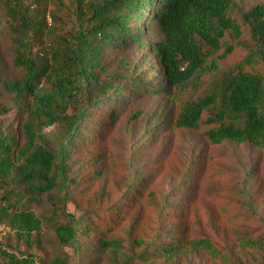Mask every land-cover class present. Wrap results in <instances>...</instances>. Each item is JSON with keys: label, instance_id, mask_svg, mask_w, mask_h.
Instances as JSON below:
<instances>
[{"label": "trees", "instance_id": "16d2710c", "mask_svg": "<svg viewBox=\"0 0 264 264\" xmlns=\"http://www.w3.org/2000/svg\"><path fill=\"white\" fill-rule=\"evenodd\" d=\"M22 1L0 0V25L6 15L16 47L15 74L4 76L0 68L10 102L1 109L20 117L18 136L0 125V226L28 249L39 247L45 234L58 251L43 259L4 243L0 264H264V213L255 205L258 187L248 168L228 189L235 198L227 203L234 206L232 220L240 222H232L230 235L224 229L188 235L176 222L197 189L188 183L192 170L160 195L149 235L129 226L123 236L90 242L85 216L67 212L77 185L70 155L86 137L85 124L100 109L114 117L108 104L129 90L173 96L174 128L199 132L201 148L233 144L264 154V77L254 70L264 63V4L244 13L240 0H72L68 9L48 13L47 24L45 11L33 14ZM147 33L156 36L146 47L163 88L145 87L137 68L123 60L128 78L120 73L121 84L100 82L107 53L144 45ZM236 50L241 57L220 71ZM51 127L60 130L56 142L44 131ZM202 192L213 199L220 194Z\"/></svg>", "mask_w": 264, "mask_h": 264}, {"label": "rangeland", "instance_id": "374dc122", "mask_svg": "<svg viewBox=\"0 0 264 264\" xmlns=\"http://www.w3.org/2000/svg\"><path fill=\"white\" fill-rule=\"evenodd\" d=\"M71 2L23 0L22 4L28 6L33 14L45 11V20L50 24L48 13L56 12L58 7L68 9ZM239 3L245 13L254 5L264 4V0H240ZM9 24V18L3 16L0 25V68L1 73L8 77L15 74L13 59L16 52ZM137 26L142 28L143 23ZM155 39L154 34L147 33L142 39L144 45L130 44L118 52H108L99 81L110 86L121 84L120 73L128 78L130 72L123 70L120 63L123 60L126 65L137 68L134 74L145 87L162 89L164 85L159 68L149 57L146 47ZM39 48L35 46L34 50ZM240 57L241 53L236 50L220 63L219 70ZM254 70L264 77V63L255 64ZM127 86L125 83L122 93ZM153 92L155 94L151 90ZM126 94L121 102L108 104L110 111L111 108L115 110L114 117H109V111L100 109L87 121L86 137H83L84 133L70 155V175L77 185L72 190L67 212L77 217L85 216L90 225V242L123 236L129 226L140 235H149L155 228L160 195L182 181L181 174L189 170L196 175L189 177L188 183L197 184V189L192 193L191 201L182 204V216L175 219L188 235H212L214 231L223 229L230 235L232 229L240 224L239 221L233 222L234 206L227 203L235 200L228 189L234 186L241 169L251 170V185L254 189L258 187L255 205L264 213V154L233 144L221 148H201L199 132L174 128L178 102L173 101V96L149 95L145 91L130 93V90ZM8 104L10 102L0 88V125L5 131L18 136L20 117L14 111L2 113L1 108ZM44 131L52 142L60 137V130L56 127ZM199 151L198 160L196 154ZM207 189L217 190L220 194L213 199L204 195L205 192L200 193ZM39 240V247L28 249L26 245L16 243L13 234L0 226V245L8 243L20 252L35 253L43 259L58 251L51 237L43 234ZM63 251L70 254L69 249Z\"/></svg>", "mask_w": 264, "mask_h": 264}]
</instances>
